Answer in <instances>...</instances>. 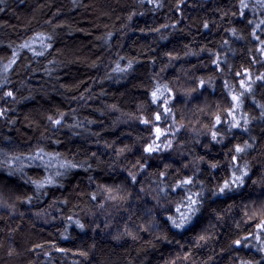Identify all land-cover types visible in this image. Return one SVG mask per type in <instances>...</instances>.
Masks as SVG:
<instances>
[{
  "label": "clouds",
  "instance_id": "obj_1",
  "mask_svg": "<svg viewBox=\"0 0 264 264\" xmlns=\"http://www.w3.org/2000/svg\"><path fill=\"white\" fill-rule=\"evenodd\" d=\"M0 264H264V0H0Z\"/></svg>",
  "mask_w": 264,
  "mask_h": 264
}]
</instances>
